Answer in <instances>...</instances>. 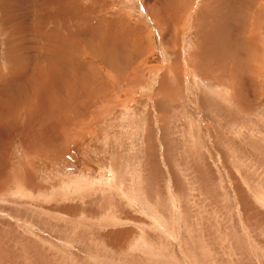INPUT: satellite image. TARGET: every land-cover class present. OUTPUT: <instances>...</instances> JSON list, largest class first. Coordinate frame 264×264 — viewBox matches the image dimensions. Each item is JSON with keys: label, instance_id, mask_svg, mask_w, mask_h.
Listing matches in <instances>:
<instances>
[{"label": "rangeland", "instance_id": "374dc122", "mask_svg": "<svg viewBox=\"0 0 264 264\" xmlns=\"http://www.w3.org/2000/svg\"><path fill=\"white\" fill-rule=\"evenodd\" d=\"M0 264H264V0H0Z\"/></svg>", "mask_w": 264, "mask_h": 264}, {"label": "bare ground", "instance_id": "6f19581e", "mask_svg": "<svg viewBox=\"0 0 264 264\" xmlns=\"http://www.w3.org/2000/svg\"><path fill=\"white\" fill-rule=\"evenodd\" d=\"M184 11V10H183ZM43 13V12H42ZM71 13V12H70ZM236 13V12H235ZM227 25V24H226ZM240 26V25H239ZM43 27V26H42ZM256 27V26H255ZM140 37V36H139ZM207 37V36H206ZM253 44V43H252ZM254 45V44H253ZM26 47V46H25ZM51 48V47H50ZM50 50H52V49H46V52H47V55H48V53H50ZM55 52V51H54ZM55 61V60H54ZM57 61V60H56ZM52 63V62H51ZM54 63V62H53ZM35 79V78H34ZM51 86V85H50ZM45 90V89H44ZM46 92V91H45Z\"/></svg>", "mask_w": 264, "mask_h": 264}]
</instances>
